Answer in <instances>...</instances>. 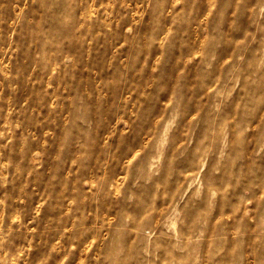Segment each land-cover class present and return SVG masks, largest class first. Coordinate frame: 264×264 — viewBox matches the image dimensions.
<instances>
[{
    "label": "clouds",
    "instance_id": "clouds-1",
    "mask_svg": "<svg viewBox=\"0 0 264 264\" xmlns=\"http://www.w3.org/2000/svg\"><path fill=\"white\" fill-rule=\"evenodd\" d=\"M0 264H264V0H0Z\"/></svg>",
    "mask_w": 264,
    "mask_h": 264
}]
</instances>
